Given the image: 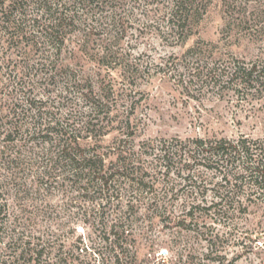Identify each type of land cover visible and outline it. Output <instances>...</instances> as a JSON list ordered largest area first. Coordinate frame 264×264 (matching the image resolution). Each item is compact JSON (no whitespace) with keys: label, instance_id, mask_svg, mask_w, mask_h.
I'll list each match as a JSON object with an SVG mask.
<instances>
[{"label":"rangeland","instance_id":"rangeland-1","mask_svg":"<svg viewBox=\"0 0 264 264\" xmlns=\"http://www.w3.org/2000/svg\"><path fill=\"white\" fill-rule=\"evenodd\" d=\"M90 12L93 38L81 50L84 34L68 30L57 56L68 67L56 79L37 68L38 53L26 54V40L10 38L13 29L0 42V264H264V234L256 237L264 205L242 203L264 199L251 184L232 190L237 202L222 215L203 206L219 199L220 176L191 161L153 188L170 198L160 214L153 193L126 179L108 192L68 172L58 137L46 132L52 120L77 127L82 153L109 167L121 153L129 167L156 162V144L176 137L264 145V94L226 76L235 65H264V0H208L186 38L170 30L164 0H114ZM110 44L114 60H97ZM92 89L102 95L96 109ZM6 121L20 124L9 140ZM190 169L196 181L185 179ZM33 248L42 251L36 260Z\"/></svg>","mask_w":264,"mask_h":264},{"label":"trees","instance_id":"trees-1","mask_svg":"<svg viewBox=\"0 0 264 264\" xmlns=\"http://www.w3.org/2000/svg\"><path fill=\"white\" fill-rule=\"evenodd\" d=\"M112 1L114 0H0V42L3 41L4 33L8 29H13V36L10 38L19 39V41L26 40V44L29 46V49L25 51L26 54L30 55L32 51L38 53V61L35 62V65H38L37 68L45 69L44 67L48 66V70L51 72L50 78L56 79L61 75V71L68 67L57 59L58 54L63 51L68 30H75L74 28L78 27L80 34H84L85 43H82L80 49L85 50V44L93 38L92 27L88 32L85 31L86 27L90 25L89 20L92 19L90 11ZM164 1L170 30L181 33L184 38L191 34L190 30H192L196 15L200 14L208 3V0ZM111 45H106V49L98 53L97 60L104 63L108 59L114 60L117 55L116 50L112 49L114 44ZM0 55H2L1 52ZM107 62V64L111 63L109 60ZM226 76L230 82L240 87H246L251 92L264 94V65L259 64L257 61L249 65H235ZM90 93L93 99L91 106L96 109L101 102L102 95L97 94L93 89ZM0 121L2 122V118H0ZM54 121L52 120L49 125H46V132L48 134L54 132L53 135L56 138L58 137L56 143L59 152L58 161H64L68 165V172H73L75 176H79L78 178L83 177L81 174H85L88 181L96 180L102 189L107 187L108 192H110L112 182L117 177L118 179H126L129 186H136L140 191L148 190V192L153 193V197H150V204L155 205L160 214L169 210L168 200L170 198H167L165 194L159 195L160 192L153 188L159 184H165L167 176L174 169L180 172L189 168L191 161L206 169H212L220 176V180L215 184V186H218L216 190L219 193V199L213 200L209 205H203L208 209L214 208L222 215L227 214L230 206L237 202L234 196L231 195L232 190L243 191L247 184H251L253 190L264 193V145L249 137L242 136L238 140L228 137L201 136L187 139L176 137L172 141L163 139L156 144L157 150H159V154H156V156L160 155L159 158H156V162L129 167L128 156L121 153L120 157L118 156L116 160L112 161L110 168L106 166L105 158L101 155L91 154L87 156L82 153L80 141L73 135L74 129H77V127L72 128L70 131L66 126L59 128V122ZM90 122L91 118L87 121L82 119L85 129L89 128ZM5 123V137L6 140H9L15 131L20 128V124L18 121H11L10 123L6 121ZM41 130L44 131V129ZM183 154L188 155L185 160L177 157ZM148 169L151 170V173L146 171ZM192 172L190 169L185 179L196 181L193 177H197V174ZM148 175H152V179L146 181ZM234 179L236 180L235 183L233 182ZM221 190L224 191L221 193ZM238 203L240 204V201ZM242 203L245 204L247 209L251 205H264V199L254 201L251 199L249 203ZM193 204L190 205L187 214H193ZM200 204L198 203V205ZM261 227L263 229L260 232L258 231L256 237L264 234V226ZM79 249H81L80 246L77 247V250ZM28 250V248H23L21 252L25 253ZM31 250L35 252V260L42 254L41 250L36 251L34 248ZM76 258H74V263L82 262V260L77 261ZM65 260L68 261L69 256H66Z\"/></svg>","mask_w":264,"mask_h":264}]
</instances>
